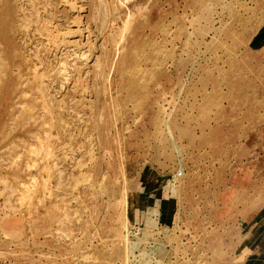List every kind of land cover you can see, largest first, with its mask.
Returning a JSON list of instances; mask_svg holds the SVG:
<instances>
[{
	"label": "rangeland",
	"instance_id": "rangeland-1",
	"mask_svg": "<svg viewBox=\"0 0 264 264\" xmlns=\"http://www.w3.org/2000/svg\"><path fill=\"white\" fill-rule=\"evenodd\" d=\"M260 204L264 0H0V264H264Z\"/></svg>",
	"mask_w": 264,
	"mask_h": 264
},
{
	"label": "crops",
	"instance_id": "crops-1",
	"mask_svg": "<svg viewBox=\"0 0 264 264\" xmlns=\"http://www.w3.org/2000/svg\"><path fill=\"white\" fill-rule=\"evenodd\" d=\"M258 211H256L255 214H258V218L254 221H256V223H262L264 224V204H260L258 205V207L256 208ZM261 210H263L262 213H259ZM252 255H255V254H252ZM251 264H257L255 263L253 260H252V263Z\"/></svg>",
	"mask_w": 264,
	"mask_h": 264
}]
</instances>
